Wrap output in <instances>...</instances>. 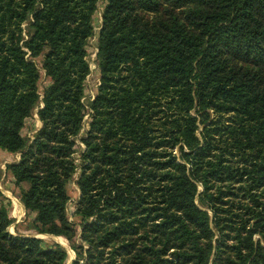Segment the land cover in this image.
Segmentation results:
<instances>
[{"label": "trees", "instance_id": "16d2710c", "mask_svg": "<svg viewBox=\"0 0 264 264\" xmlns=\"http://www.w3.org/2000/svg\"><path fill=\"white\" fill-rule=\"evenodd\" d=\"M0 149L72 264H264V0H0ZM13 222L0 264L68 263Z\"/></svg>", "mask_w": 264, "mask_h": 264}, {"label": "rangeland", "instance_id": "374dc122", "mask_svg": "<svg viewBox=\"0 0 264 264\" xmlns=\"http://www.w3.org/2000/svg\"><path fill=\"white\" fill-rule=\"evenodd\" d=\"M106 6V2H101L99 5V10L96 14V26L99 27L102 23V14ZM89 57L88 61L91 66L92 73L87 77L85 82V93L88 99L97 95L98 80L100 78V73L97 67V61L95 57L96 47L95 40H91L90 48L88 49ZM40 64L41 59L37 60ZM48 86V83L42 72V79L40 82V90L42 91L45 87ZM87 111V107H86ZM42 127V123L39 120L37 111L28 118L25 122L22 135L26 140H33L36 132ZM78 145L82 146V143L79 141ZM20 160V155L10 154L6 151L0 149V207H4L10 213V216L13 218L14 222L9 227L8 231L13 236H25V237H38L43 239L46 242V246L49 247L53 243H58L65 247L69 253V260L67 264H72L76 259L75 252L71 249L69 242L63 237H55L52 235H40L35 231L34 228V219L35 214L29 213L25 206L21 203V188L15 182V179L7 172V165L13 162ZM77 164H80V159H77ZM80 172L74 177V179L69 183L67 189L71 197L68 205V215L72 217V214L75 211V206L80 198V191L77 186V180ZM23 187V186H22ZM24 187H27L26 185Z\"/></svg>", "mask_w": 264, "mask_h": 264}, {"label": "built area", "instance_id": "2783aa9c", "mask_svg": "<svg viewBox=\"0 0 264 264\" xmlns=\"http://www.w3.org/2000/svg\"><path fill=\"white\" fill-rule=\"evenodd\" d=\"M96 54V53H95ZM95 57H96V55H95ZM98 86H99V80H98ZM95 96H93L92 98H90V99H93ZM84 101H85V99H84ZM88 117H86V119H87Z\"/></svg>", "mask_w": 264, "mask_h": 264}, {"label": "crops", "instance_id": "0c3cea01", "mask_svg": "<svg viewBox=\"0 0 264 264\" xmlns=\"http://www.w3.org/2000/svg\"><path fill=\"white\" fill-rule=\"evenodd\" d=\"M26 209V208H25Z\"/></svg>", "mask_w": 264, "mask_h": 264}, {"label": "water", "instance_id": "95a60500", "mask_svg": "<svg viewBox=\"0 0 264 264\" xmlns=\"http://www.w3.org/2000/svg\"><path fill=\"white\" fill-rule=\"evenodd\" d=\"M56 237V236H55Z\"/></svg>", "mask_w": 264, "mask_h": 264}]
</instances>
